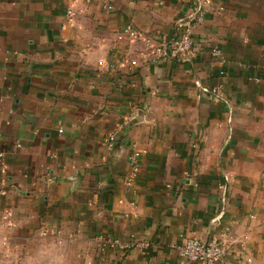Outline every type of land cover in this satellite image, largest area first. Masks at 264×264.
Returning <instances> with one entry per match:
<instances>
[{
  "label": "crops",
  "instance_id": "crops-1",
  "mask_svg": "<svg viewBox=\"0 0 264 264\" xmlns=\"http://www.w3.org/2000/svg\"><path fill=\"white\" fill-rule=\"evenodd\" d=\"M210 1L196 58L155 61L117 33L170 40L194 1L0 0V264H179L192 238L264 264V0Z\"/></svg>",
  "mask_w": 264,
  "mask_h": 264
},
{
  "label": "built area",
  "instance_id": "built-area-1",
  "mask_svg": "<svg viewBox=\"0 0 264 264\" xmlns=\"http://www.w3.org/2000/svg\"><path fill=\"white\" fill-rule=\"evenodd\" d=\"M193 1L196 6L194 13L186 20L177 23V33L174 38L168 40L166 38L148 37L135 29L133 25H126L117 33V41L128 43L143 41L145 44V59L154 57L155 61H159L167 57L193 60L197 56L193 40L194 28L204 22L209 5H211L210 0ZM72 2L76 4L78 0H72ZM84 12V8L81 10H76L75 7L68 8V15L71 17L84 14ZM132 64L136 65V62H132ZM132 160L137 171L139 169L138 163L134 159ZM228 252L229 244L226 238L222 240L213 239L212 241L192 238L179 248V264H214L219 262L235 264L227 261Z\"/></svg>",
  "mask_w": 264,
  "mask_h": 264
},
{
  "label": "rangeland",
  "instance_id": "rangeland-1",
  "mask_svg": "<svg viewBox=\"0 0 264 264\" xmlns=\"http://www.w3.org/2000/svg\"><path fill=\"white\" fill-rule=\"evenodd\" d=\"M7 262V261H6ZM5 261H3V264H7ZM2 264V263H1Z\"/></svg>",
  "mask_w": 264,
  "mask_h": 264
}]
</instances>
